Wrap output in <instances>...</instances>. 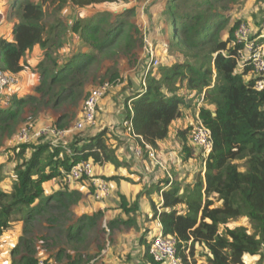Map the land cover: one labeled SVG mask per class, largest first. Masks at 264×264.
<instances>
[{"label":"trees","instance_id":"obj_1","mask_svg":"<svg viewBox=\"0 0 264 264\" xmlns=\"http://www.w3.org/2000/svg\"><path fill=\"white\" fill-rule=\"evenodd\" d=\"M124 1L7 0L12 19L11 39L0 36V68L19 74L29 67L24 57L35 46L40 48L43 58L35 65L38 82L34 93H12L10 104L0 107V147L24 121L35 122L41 111L56 112L77 101L87 79L92 72H98L103 60L120 51L132 52L140 44V31L127 17L133 8L115 14L103 11L87 18L74 17L67 25L57 19L47 22L48 13L60 12L65 6L86 8ZM237 1L165 0L163 14L173 27L171 44L185 60L161 67L159 76L149 72L144 79L145 89L127 97L130 108L125 104V118L131 120L135 134L153 149L167 137L172 121L182 115L184 99L174 91L176 80L184 81L197 94L203 93L206 104L213 107L211 110L202 106L198 113L212 137V149L204 158V180L197 176L184 187L172 182L162 190L161 184L168 183L166 180L154 187L162 196L160 211L152 202L154 217L159 219L163 234L178 239L177 249L184 264H196L194 258L189 262L185 253L189 250L192 256L195 245L208 251L200 264H246L257 255L259 261L264 260V88L255 87L259 77L250 64L237 66L243 43L236 40L235 31L241 20L233 23L226 38L221 36L230 20L226 13L229 4ZM1 17L4 15L0 14V21ZM259 34L260 28L254 36ZM64 37L74 44L80 43V49L65 52ZM66 53L69 55L64 56ZM119 77L116 70L106 71L98 80L102 84L107 78L108 83H114ZM164 83L169 87L168 94L161 88ZM67 118L70 119L67 113L58 114L53 125L69 126ZM190 128L177 131L188 158L195 150L188 144ZM138 142L142 154L148 155L140 139ZM14 151L11 189L4 190L0 185V235L9 227L13 215L23 212V235L11 250V264H36L33 238L25 234L38 216L49 215L45 218L48 227L63 220V237L75 246L85 240L102 217V212L96 211L74 218L71 207L82 194L68 189L65 180L64 189L43 196V183L58 176L64 178V173L79 161L110 162L115 167L121 162L107 143L105 129L94 135L76 134L66 146L41 138L38 142L19 144ZM212 198L220 205L212 206ZM120 207L125 213L135 212L137 201L129 203L120 195ZM238 218H246L250 227L228 226ZM118 223V219H113L108 225L112 228ZM144 235L140 240L145 247L143 257L149 264H158L148 253L150 241ZM42 239L44 242L48 238ZM63 258H67L65 264H75L74 255L65 247H58L47 259L60 263Z\"/></svg>","mask_w":264,"mask_h":264},{"label":"rangeland","instance_id":"obj_2","mask_svg":"<svg viewBox=\"0 0 264 264\" xmlns=\"http://www.w3.org/2000/svg\"><path fill=\"white\" fill-rule=\"evenodd\" d=\"M229 5H230V9H228L226 13L229 14L230 20L227 26L222 30L221 36L223 38L227 37L228 29L233 25V23L236 20H241L240 24L243 23L246 26H248L250 28L251 34L257 32L258 28H260V30L263 31L264 22L263 23L261 22L263 21L264 18V0H238L237 3L235 4L230 3ZM163 7L164 4L157 3V0H125L124 2H120V3L97 4V5L88 6L86 8H74L71 6H65L60 12L51 11L48 13L49 15L46 17L47 22L57 19L58 21L60 20V22H62L64 25H67L74 19V17L87 18L96 13L103 11H110L115 14L117 12H122L126 8H133L134 9L133 13L128 14L127 17L129 21L139 29L140 39H141L140 44L132 52L126 53L124 51H120L118 52V54H116V56L103 60L102 64L99 67L100 69L98 70V72H96L95 74H93L92 72L90 77L87 79L85 86L83 87L84 88L83 93L78 98V100L75 101L74 103L69 102L63 105V107H61L60 109L56 110V112L54 111L56 117L58 114L67 113L70 117V119L67 118V121H70L69 126L74 125V123L80 116L81 108L83 106L85 99L95 88L101 85L99 83L98 77L104 74V72L106 71H108L109 73L110 71L116 70L119 73L120 77L116 80V82L108 83L110 87L108 88L105 95L109 92V90H111V88L117 87L116 85H118L123 81H124L123 85L119 86L121 88L135 86L145 89V85L143 86L142 84L144 78L143 69L148 59L151 58V56H155V58L158 60V63L156 64L155 68H153L150 71L152 75H156V76L160 75L159 69H161V67H169L176 62H183L185 60V57L171 44V40H172L171 33L173 27L168 23L166 15L163 14V9H162ZM0 14L1 16H3L2 14H4V17H1L2 20L0 21V27H2V30L4 31L2 33L5 34L10 29V23L12 20L11 17L9 16L10 13L8 10L7 0H0ZM63 40L66 42V47H65L66 49L64 50L65 52H67V50L74 48L80 49V43L74 44L71 40H69L68 37H64ZM63 55L64 56L69 55V53ZM57 59L62 60L63 58H57ZM30 71L33 70H31V68L26 70V72L28 73H30ZM32 74L34 73H30L28 77L31 78L33 76ZM106 79L107 78H104L105 82H107L108 80ZM25 80L26 79H24V81ZM21 81L22 80L20 78L19 85L23 84V82ZM27 83H29V81H27L24 84ZM173 87H174V91L177 94H180L184 99L182 110H183V114L185 113L187 117L192 119V124L186 127V128L191 127L190 128V132H191L193 126L197 121V117L195 116L199 113V108L202 106H206L209 109L213 110V107L208 106L206 104L203 98V93L197 94L194 92L193 95L189 97L190 92H187L188 88L186 87L184 81L176 80L175 85ZM32 88L33 87H31V89ZM161 88L164 93L168 94L169 87L165 83L162 84ZM87 92L88 94L86 96ZM7 93L9 94L13 93V89H9ZM32 93H34V89ZM27 121H31V120L24 121L23 123L20 124L19 127L21 128L23 124ZM84 129L81 131H73L72 138L76 134L83 135ZM17 131L18 128L15 132V135ZM15 135L12 136L13 138L12 137L6 138L2 146L0 147V184H2L1 185L2 188L7 191L10 190L11 188L8 178H10V174L13 169V162H14L13 158L15 156L14 147L19 144H22V143H18V141L15 138ZM189 141H190V134L188 135V142ZM196 152L197 155H193L191 157L192 160L191 163L189 164V171H190L189 173L191 175L190 174L188 175V172H186L185 176L181 175V179H178L179 176H175L174 178L175 179L174 182L180 184L181 187L185 186L186 183L184 181H186V177L188 176H189L188 179L190 181L189 183L193 182L197 178V176H201L204 180V171H205L204 157L198 152V150L191 151V153L193 154ZM158 155H159L158 152H156L155 150V156L157 157ZM158 166H160L161 167L160 169H162L163 171L167 169V164L166 167L163 164ZM79 181L81 182L78 183L83 182V180H79ZM55 183L57 182H54V186ZM43 196H47L45 195V192H43ZM212 199L214 201V204L212 206L220 205V202L216 201L215 198ZM22 214L23 212L15 213L13 215L11 223L9 224V227L5 229L3 232L8 233L9 230H12V227L14 226L15 223L21 222L22 235H23L24 222L22 220V216H23ZM70 215L71 214H69V216ZM47 216L49 215L45 214L42 217L38 216L34 221H32L31 230L27 231V233L25 234L26 237L30 236L33 238L37 253H39V251L46 253L47 256L38 257V259L48 258L49 256H53L56 253L58 247H65L68 253H72L74 255L75 264H88L87 263L88 260H90L91 262L93 261V259H96L93 262V264H96V262L101 260V257L105 256V255L102 256V250H105L104 254H106L107 252L111 251V248L114 245H116L118 241H119L118 244H123L121 245L123 251L126 252L130 251L129 249L131 244L129 243L127 244L126 239L128 238V234L132 233L133 231L130 230V228L128 227H125V229L128 228L127 231L130 230L129 232H125V231L120 232L119 229L120 234L118 239L117 237L114 236L118 233L117 230L113 231L108 224L107 227H103L102 225H101L102 227H100V224L99 226L96 225L95 227L91 228L90 231H88L85 240L82 243L76 244L75 246L67 243L65 238L63 237L64 234L61 232L63 230V227L61 225L62 224L61 222H63V220L56 222L54 227H48L45 222V218ZM14 218L17 219L14 220ZM236 225H244L250 227L249 221L246 218H238L237 220L231 221L228 224L229 227ZM220 229H222V226L220 227ZM43 237H46V239L47 238L48 239L43 242L42 241ZM146 237L147 239H150L152 237L150 231L146 235ZM2 242L4 243V241H2V239L0 238V246H2ZM7 243L9 242L6 241V244ZM2 250H0V264H6V262H4L3 260H6L5 256H7L8 253ZM185 253L187 255L189 262L192 263L194 258L196 264H200L201 262L205 261L206 259L205 256L208 253V251L203 246L195 245L192 256H190L189 250H185ZM9 254L11 255V252ZM258 258L259 256L257 255L256 257L251 258L246 264H264V260L259 261ZM65 263H67V258H63V260L60 262V264H65Z\"/></svg>","mask_w":264,"mask_h":264},{"label":"crops","instance_id":"obj_3","mask_svg":"<svg viewBox=\"0 0 264 264\" xmlns=\"http://www.w3.org/2000/svg\"><path fill=\"white\" fill-rule=\"evenodd\" d=\"M157 3L165 4V0H157ZM2 32L4 31L2 27H0V36L11 39V25L7 33L3 34ZM261 34H263L262 41H264V29L261 31ZM40 52V48L35 46L31 52L27 53L28 55H25L24 60L28 63L29 67L17 74L21 78L23 84L19 85L17 90H13V93L25 95L26 93L29 94L33 92L38 82V73L35 65L42 58V52ZM29 68L33 70L30 71V73H34L32 74L33 76L31 75V78L28 77L30 73L26 72ZM24 79L26 80L24 81ZM27 81H29V83L24 84ZM123 83L124 81L116 85L117 87L111 88V90L99 101L96 123L93 126L85 128L83 133L84 136L94 135L98 131L105 129L107 143L114 149L118 161L121 162L117 167L110 162H103L101 164L93 163L94 175L105 180L110 187L108 195L100 200L95 199L93 195L94 188L89 180H83L82 183H78L81 181H66L68 189H76L82 194L80 201L71 207L72 216L74 218L83 213L93 214L96 211H101L102 217L97 224L98 226L100 224V227H107L110 220L118 219V225L112 227L113 231L117 230L118 232L114 235L115 237H119V229L120 232L133 231L128 234V238L126 239L127 244H131L129 252L123 251L121 246L123 244H118V241V243L111 248V251L106 254H104L105 250H102V256H105L101 257V260L96 262V264H149L143 257L145 247L140 241L141 235L145 234L144 236L146 237L150 231L153 236L162 230L159 219L154 217V209L152 207L153 202L155 209L157 211L161 210L160 205L162 203V196L160 192L154 190V187H156L159 181L167 180L168 183L161 184L162 190L167 189L170 183H174L175 176H179L178 179H181V175L185 176L186 172H188V175L190 174L189 164L192 159L186 156L187 152H185L182 147V142L177 135V131L183 130L191 125L192 119L187 117L185 113L183 114L182 110V115L172 121L167 137L158 141L154 149L159 154L156 157L157 161L150 158L147 154L138 155L136 153V149L139 146L138 139L128 135L122 122L126 117L125 104H127L128 107L130 106L129 102L126 103L127 97L136 95L141 92L143 88L135 86L127 88L119 87L123 85ZM31 87L33 88L31 89ZM187 92H190L189 97H191L195 91L187 89ZM197 116L198 114L195 117ZM55 119L56 114L52 110H45L39 113L35 123L37 127H42L53 124ZM19 126L18 129L20 128ZM72 135L73 134L68 136L66 143L71 141ZM188 144H190V142H188ZM193 155H197V152ZM161 164L165 167L167 164V169L165 171L158 166ZM188 178L189 176L186 177V181H184L186 184L190 182ZM8 181L11 185L10 178H8ZM64 181L62 176H58L44 182L43 187L45 195L64 189ZM54 182L59 184L55 183L54 186ZM120 195H124L129 203L137 201V209L135 212L125 213L122 210L120 207ZM121 220H129V222L123 223ZM125 227L130 228V230L127 231L128 228L125 229ZM20 236H22L21 222L15 223L12 230H9L8 233L2 232L0 235V238L4 241V243L2 242V246H0V250L3 249L2 251L8 253V255L5 256L6 260H3L6 264H11V255L9 253L19 242ZM6 241L9 243L6 244ZM69 254L73 255L72 253ZM37 256L45 257L47 255L45 252L39 251Z\"/></svg>","mask_w":264,"mask_h":264},{"label":"built area","instance_id":"obj_4","mask_svg":"<svg viewBox=\"0 0 264 264\" xmlns=\"http://www.w3.org/2000/svg\"><path fill=\"white\" fill-rule=\"evenodd\" d=\"M255 33H250V28L245 24H240L235 31V38L238 42L243 43V48L238 51L237 66L241 68L245 63L252 66L254 73L259 77L255 83V87L260 90L264 88V41L263 34L253 37ZM158 60L155 56H151L143 69V86L146 75L155 68ZM20 83V77L17 74L5 71L0 68V104L1 107H7L10 104L11 94L7 93L9 89L17 90ZM110 85L105 82L95 88L89 96L85 99L81 108L79 118L74 125L63 128L57 127L53 124L37 127L33 121H27L21 128L18 129L15 138L18 143H34L41 138L50 141L52 144L67 145L68 136L73 131H81L86 127L93 126L96 123L97 107L101 98L104 97ZM130 108V106H129ZM127 130L129 136L140 139L144 144L145 149L148 150V156L156 160L155 150L146 144L143 139L136 135L130 119L124 118L122 122ZM190 144L193 148L206 158L212 149V137L208 127L203 124L197 116V121L190 132ZM69 152V149L66 148ZM138 155H142L140 145L136 149ZM157 161V160H156ZM63 180L79 181L89 180L93 186V195L95 199H102L108 195L110 187L108 183L102 178L94 175L93 162L91 160L79 161L71 166V168L64 173ZM149 255L158 262V264H184L181 256L178 253L177 244L178 239L174 235H165L162 230L154 234L150 239ZM95 261L89 262L92 264ZM36 264H60L52 259L40 258Z\"/></svg>","mask_w":264,"mask_h":264},{"label":"water","instance_id":"obj_5","mask_svg":"<svg viewBox=\"0 0 264 264\" xmlns=\"http://www.w3.org/2000/svg\"><path fill=\"white\" fill-rule=\"evenodd\" d=\"M213 114H215V113H213Z\"/></svg>","mask_w":264,"mask_h":264}]
</instances>
